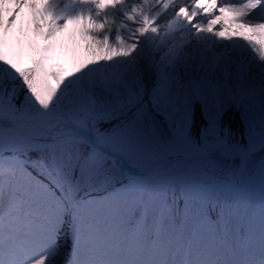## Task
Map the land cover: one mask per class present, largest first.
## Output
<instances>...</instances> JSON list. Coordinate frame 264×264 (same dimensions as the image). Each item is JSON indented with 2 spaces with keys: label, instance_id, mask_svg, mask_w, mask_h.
Returning <instances> with one entry per match:
<instances>
[{
  "label": "snow or ice",
  "instance_id": "obj_1",
  "mask_svg": "<svg viewBox=\"0 0 264 264\" xmlns=\"http://www.w3.org/2000/svg\"><path fill=\"white\" fill-rule=\"evenodd\" d=\"M225 13L264 30V0H0V264H264V44Z\"/></svg>",
  "mask_w": 264,
  "mask_h": 264
},
{
  "label": "bare ground",
  "instance_id": "obj_2",
  "mask_svg": "<svg viewBox=\"0 0 264 264\" xmlns=\"http://www.w3.org/2000/svg\"><path fill=\"white\" fill-rule=\"evenodd\" d=\"M109 2V1H108ZM107 0H103V3H106L108 4ZM39 3H40V6H42L44 3H45V0H39ZM11 9L9 8V11ZM25 13H23V16H21L20 18H18V21H17V24L14 25V29L16 31V29H18L21 25L19 24V22H21V20L23 21V24H24V28L26 29L27 28V31H28V38H27V44H31L36 50L37 52L41 49H43L44 47L48 46V45H52V44H57V38L54 37L52 40H45L44 37H43V32H46L47 30V23L45 22L44 23V27L43 29L41 30V33L40 34H35V32H32V21L29 17V12L30 10L25 8L24 9ZM7 14V13H6ZM234 18H235V15L233 13H225L224 14V22L225 24L227 25V28L225 29V32H224V35H230L232 36L234 39H236L237 41L240 40V38L242 37H248L250 39H253V40H256L258 43H261L263 44L261 41H260V34L257 35L256 32H254L252 29L251 30H246V31H243L242 34L243 36L240 37L238 35H236L234 33V30H236V26H238V24H235L233 23L234 21ZM85 26V22L82 21L81 23V30L82 28ZM87 40V37H84L82 35V31L79 35V42H85ZM27 44L25 45V55L27 56L29 53V50H28V47H27ZM55 55L60 58V55L61 53H58L56 52ZM90 54H82L80 56V62H82L84 59H87L89 57ZM64 58V57H63Z\"/></svg>",
  "mask_w": 264,
  "mask_h": 264
},
{
  "label": "rangeland",
  "instance_id": "obj_3",
  "mask_svg": "<svg viewBox=\"0 0 264 264\" xmlns=\"http://www.w3.org/2000/svg\"><path fill=\"white\" fill-rule=\"evenodd\" d=\"M109 1V2H108ZM108 3H111V0H107ZM36 3L38 6H40L39 0H36ZM23 13L25 11L23 10ZM23 16V14H22ZM81 23L82 21L76 23V24H70L68 28H66L62 33H58L57 38V44L60 45L57 47L56 52L62 53V52H68V55L65 56L61 62L64 63V66L66 68L71 67L70 60L72 58V54L74 53L76 62L80 63V56L84 53L89 54L85 51V45L89 42L88 38L85 42H79V35L81 33ZM21 25V22H19ZM24 26V24H23ZM236 30H234V33L240 37L243 36L242 32L246 30H251V28H246L240 24L235 27ZM15 31V29L13 28ZM27 30V28H26ZM253 30V29H252ZM32 32H35V29L32 27ZM260 33V41L264 44V30H259ZM26 62V61H25ZM128 162V161H127ZM129 165L134 167L130 162H128Z\"/></svg>",
  "mask_w": 264,
  "mask_h": 264
},
{
  "label": "water",
  "instance_id": "obj_4",
  "mask_svg": "<svg viewBox=\"0 0 264 264\" xmlns=\"http://www.w3.org/2000/svg\"><path fill=\"white\" fill-rule=\"evenodd\" d=\"M119 169L123 170V172H124L125 174H128L131 170L134 169V167H131V166L127 163V161H125V160H121V161L119 162Z\"/></svg>",
  "mask_w": 264,
  "mask_h": 264
},
{
  "label": "trees",
  "instance_id": "obj_5",
  "mask_svg": "<svg viewBox=\"0 0 264 264\" xmlns=\"http://www.w3.org/2000/svg\"><path fill=\"white\" fill-rule=\"evenodd\" d=\"M227 119H228V118H226V122H227ZM233 120H234V122H235V127L237 128V130H240V129H241V126H240L239 123H238V121H239V117L236 116V117L233 118Z\"/></svg>",
  "mask_w": 264,
  "mask_h": 264
}]
</instances>
